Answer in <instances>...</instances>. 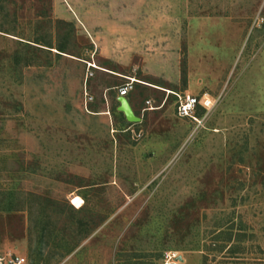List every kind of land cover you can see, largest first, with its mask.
<instances>
[{"label": "rangeland", "instance_id": "374dc122", "mask_svg": "<svg viewBox=\"0 0 264 264\" xmlns=\"http://www.w3.org/2000/svg\"><path fill=\"white\" fill-rule=\"evenodd\" d=\"M169 252L264 264V0H0V256Z\"/></svg>", "mask_w": 264, "mask_h": 264}, {"label": "built area", "instance_id": "2783aa9c", "mask_svg": "<svg viewBox=\"0 0 264 264\" xmlns=\"http://www.w3.org/2000/svg\"><path fill=\"white\" fill-rule=\"evenodd\" d=\"M89 67L95 68L94 65L89 64ZM93 71H88V78L93 77ZM135 83H137L136 79H129L123 86L118 89V96L119 97H128L134 90H135ZM176 97V113L179 118L182 119H190L197 123H201L200 118L198 117V113L200 110L208 111L211 110L213 107V101L208 98L207 95H204L203 99H199L191 94H178V93H171ZM92 98L90 99V101ZM147 105H151L150 101H147ZM154 108H150L152 110ZM179 255L174 252L166 253L165 255V264H178ZM25 260L23 258L14 256H10V258H2L0 256V264H23Z\"/></svg>", "mask_w": 264, "mask_h": 264}, {"label": "water", "instance_id": "95a60500", "mask_svg": "<svg viewBox=\"0 0 264 264\" xmlns=\"http://www.w3.org/2000/svg\"><path fill=\"white\" fill-rule=\"evenodd\" d=\"M118 103H119V107H118V112L122 113L126 120L129 123L132 124H139L142 122V119L139 118L136 113L134 112L128 98L126 97H118ZM179 261L184 262L183 258L180 256L178 258Z\"/></svg>", "mask_w": 264, "mask_h": 264}, {"label": "crops", "instance_id": "0c3cea01", "mask_svg": "<svg viewBox=\"0 0 264 264\" xmlns=\"http://www.w3.org/2000/svg\"><path fill=\"white\" fill-rule=\"evenodd\" d=\"M129 102H130V104H131V106H132V108H133V110H134V112H135V107H134V105H133V103L129 100ZM184 260V259H183ZM179 262H181V261H179Z\"/></svg>", "mask_w": 264, "mask_h": 264}, {"label": "trees", "instance_id": "16d2710c", "mask_svg": "<svg viewBox=\"0 0 264 264\" xmlns=\"http://www.w3.org/2000/svg\"><path fill=\"white\" fill-rule=\"evenodd\" d=\"M36 44H40L39 41L36 42ZM45 46V45H44ZM62 51V50H61ZM63 52V51H62ZM64 53V52H63ZM122 114V113H121ZM123 115V114H122Z\"/></svg>", "mask_w": 264, "mask_h": 264}]
</instances>
